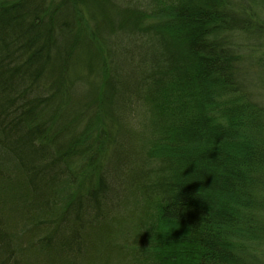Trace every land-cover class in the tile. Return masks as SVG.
Returning <instances> with one entry per match:
<instances>
[{"label": "trees", "instance_id": "trees-1", "mask_svg": "<svg viewBox=\"0 0 264 264\" xmlns=\"http://www.w3.org/2000/svg\"><path fill=\"white\" fill-rule=\"evenodd\" d=\"M0 264H264V0H0Z\"/></svg>", "mask_w": 264, "mask_h": 264}, {"label": "clouds", "instance_id": "clouds-1", "mask_svg": "<svg viewBox=\"0 0 264 264\" xmlns=\"http://www.w3.org/2000/svg\"><path fill=\"white\" fill-rule=\"evenodd\" d=\"M193 162L197 165L195 174L185 177L183 175L184 170ZM201 170L203 169L197 163L196 157H192L190 162L176 160L173 165L168 168L165 173L167 178L166 183L162 184L157 191L152 194L147 211L138 214L140 217L138 226L141 229V233L145 230H150L152 233L151 246L147 250L151 249L153 243L162 241L160 237L166 238L169 234H172L174 230L180 228L179 213L181 202L177 199L180 187L193 180L200 179ZM165 209H168V214H166Z\"/></svg>", "mask_w": 264, "mask_h": 264}, {"label": "rangeland", "instance_id": "rangeland-1", "mask_svg": "<svg viewBox=\"0 0 264 264\" xmlns=\"http://www.w3.org/2000/svg\"><path fill=\"white\" fill-rule=\"evenodd\" d=\"M1 154H3V153H1ZM3 159H5L6 161L5 162H10V159L7 157V156H3ZM82 172H80V178H81V180L84 178V177H88V175L90 174V170H88V168L86 167V169L84 168L83 170H81ZM71 193H73V194H75L76 193V190H75V188L73 189V192H71ZM17 220H18V218H17V216L16 215H12L11 216V214H10V220H9V222H6V226L7 225H12V226H15L16 225V223H17ZM17 229V228H16ZM16 229H14V230H12V231H15ZM13 234V233H12ZM22 234H24V233H20V234H17L18 236H22ZM17 235L14 233V237H16V239H17ZM18 240V239H17Z\"/></svg>", "mask_w": 264, "mask_h": 264}, {"label": "bare ground", "instance_id": "bare-ground-1", "mask_svg": "<svg viewBox=\"0 0 264 264\" xmlns=\"http://www.w3.org/2000/svg\"><path fill=\"white\" fill-rule=\"evenodd\" d=\"M36 87H39L38 85L36 86ZM11 93V92H10ZM10 93H8L9 95H10ZM12 94V93H11ZM42 193V192H41ZM44 194L47 196V197H50L49 196V194L46 192V191H44ZM38 198H41V197H38Z\"/></svg>", "mask_w": 264, "mask_h": 264}]
</instances>
